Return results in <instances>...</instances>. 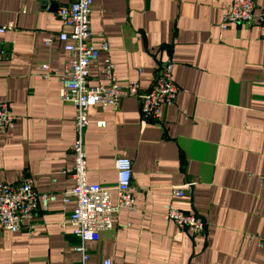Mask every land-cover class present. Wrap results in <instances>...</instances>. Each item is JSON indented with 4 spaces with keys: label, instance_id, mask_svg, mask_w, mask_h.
Returning <instances> with one entry per match:
<instances>
[{
    "label": "crops",
    "instance_id": "crops-1",
    "mask_svg": "<svg viewBox=\"0 0 264 264\" xmlns=\"http://www.w3.org/2000/svg\"><path fill=\"white\" fill-rule=\"evenodd\" d=\"M68 1L0 0V25L14 22L0 32V101L14 113L0 130V181L29 174L38 192L56 193L18 230L0 231V264L80 263L79 240L64 222L75 202L61 197L73 184L64 169L73 165L75 139L74 106L58 94L69 52L56 35L69 27L56 9ZM230 2L92 0L89 27L104 32L109 49L100 50L89 82L106 80L109 56L119 81L135 79L144 90L171 59L179 90L157 119L142 118L134 96L88 108L87 180L109 187L115 202L114 158L127 156L135 198L134 209L120 207L113 226L86 242L90 264L104 257L114 264H264V28L231 22L221 29ZM173 186L184 194L172 195ZM166 203L201 214L204 231L166 219Z\"/></svg>",
    "mask_w": 264,
    "mask_h": 264
},
{
    "label": "built area",
    "instance_id": "built-area-1",
    "mask_svg": "<svg viewBox=\"0 0 264 264\" xmlns=\"http://www.w3.org/2000/svg\"><path fill=\"white\" fill-rule=\"evenodd\" d=\"M92 0H69L58 5L56 15L60 22L69 27L60 31L56 37L63 48L69 52L64 67L58 73L60 86L58 94L63 101L74 106L75 139L70 145L73 165L64 169L73 184L61 191L63 201L74 200L73 209L64 219L72 225V232L78 238L73 249L79 253V264H90L87 241L99 238L101 230L111 228L116 220L115 214L120 207L134 209L135 198L131 192L132 162L129 157L117 155L114 158L116 170L115 190L117 199H111V189L98 182H90L86 177V152L83 145V130L89 122L88 108L93 105L117 107L124 96H134L139 101L141 117L157 119L162 115V105L175 100L179 90L172 77L173 61L167 59L155 71L150 86L140 89L135 79L121 82L117 79L114 62L104 57L101 72L104 82L91 84L89 73L91 65L97 60L100 50L109 49L103 31L93 32L90 27ZM231 22L258 23L264 28V6L256 7L254 0H231L224 8L219 27L226 28ZM14 27V22L0 25V32ZM98 38V44L91 39ZM53 35L44 38L50 43ZM44 75L50 73V65L43 63ZM14 121V113L7 101H0V130H7ZM103 124V121H99ZM194 183L187 179L184 186ZM174 196L184 194L183 186L171 187ZM56 198L55 192H38L33 186L32 176L24 175L20 181H0V231L18 230L24 219L30 220L39 208H47L50 200ZM163 216L171 219L183 229L199 233L204 231V217L193 211H184L171 203L165 204ZM29 231L31 225L27 224ZM100 264H114L110 257L102 258Z\"/></svg>",
    "mask_w": 264,
    "mask_h": 264
}]
</instances>
